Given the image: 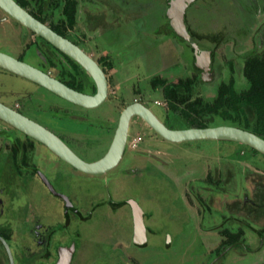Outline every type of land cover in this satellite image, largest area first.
I'll return each mask as SVG.
<instances>
[{
	"label": "rangeland",
	"instance_id": "rangeland-1",
	"mask_svg": "<svg viewBox=\"0 0 264 264\" xmlns=\"http://www.w3.org/2000/svg\"><path fill=\"white\" fill-rule=\"evenodd\" d=\"M76 2L73 27L62 23L60 8L52 10L47 23L63 27L95 59L104 58L111 78L108 99L97 108L86 109L4 70L0 96L7 86L16 95L25 90L32 91V95L20 97V101L1 97L0 100L15 109L22 103L20 110L25 116L52 130L55 128L68 146L88 162L107 153L123 108L132 101H144L170 127L189 128L184 120L168 112L163 89L154 88V78H162L163 85H179L178 92L182 94H187L183 86L192 80L190 100H213L220 84L232 79L238 91L249 87L244 55L254 48L253 35L257 31L264 47V0L190 3L186 10L188 29L200 44L219 45L213 71L202 81L195 76L190 45L171 29L167 14L176 0ZM4 15L0 9V51L18 57L19 48L12 44L20 27L14 31L10 22L1 20ZM29 39L32 41L31 36ZM39 54L31 46L22 59L41 66L34 60ZM54 58L53 67L58 70L65 67L62 75L69 72L71 77L77 75L84 85L83 91L91 92L89 77L76 64L71 65L61 56ZM57 107L60 111L55 110ZM37 109L44 110L43 121L36 116ZM64 110L73 115L65 114ZM140 119L135 117L131 121L129 144L121 163L106 174H84L53 154L48 155L41 146H35L31 162L42 169L54 188L66 194L79 211L69 210L70 222L64 220L65 202L53 195L39 176L34 177L30 172L23 178L13 175L9 181L0 177L1 188L6 186L8 192L17 193L14 203L2 196L6 208L12 207L6 213L15 218L13 208L17 207L20 218L32 219L28 223L23 221L25 224L17 229L18 234L21 232L18 243L9 240L14 264H52L55 254L50 260L39 261L48 251L55 253L59 245L73 243L77 251L72 264H264V239L261 241L254 231L245 228L240 239L243 245L222 251L228 237L216 230L217 227L237 231V224L230 220L235 214L223 207L224 202L244 196L249 187L246 174L264 172V155L231 141L171 143ZM6 146L8 150V143ZM22 165L28 171L23 162ZM211 175L217 178L216 186L204 182L211 180ZM21 186L22 190L17 189ZM129 200H136L144 211L148 234L145 246L134 243L133 215L125 203ZM253 226L259 228L257 224ZM218 253L221 254L217 256ZM7 257L0 242V264H9Z\"/></svg>",
	"mask_w": 264,
	"mask_h": 264
},
{
	"label": "water",
	"instance_id": "water-1",
	"mask_svg": "<svg viewBox=\"0 0 264 264\" xmlns=\"http://www.w3.org/2000/svg\"><path fill=\"white\" fill-rule=\"evenodd\" d=\"M194 1L176 0L167 14L175 33L187 41H190L191 35L187 29L185 15L189 4ZM0 8L25 28L45 39L52 46L82 66L94 80L97 91L94 95L78 92L41 70L3 52H0V68L31 80L57 96L83 108L94 109L106 101L108 96V80L105 72L94 59L76 44L56 33L46 23L35 18L15 0H0ZM193 47L197 53L198 45L193 43ZM205 54L206 65L202 66L199 62L201 55L197 56V64L200 68L207 71L209 69L210 55L208 52ZM133 117L141 118L154 132L172 143L178 144L199 140L231 141L246 145L264 155V139L251 131L227 125L206 128L171 129L162 123L150 108L136 102L128 105L122 111L107 153L96 161L86 162L53 132L0 102L1 120L42 143L57 157L78 171L89 175L106 174L119 165L127 147L130 124ZM43 180L54 192L49 181L45 177H43ZM56 195L61 196L66 201L68 207H72L70 200L66 196L57 193ZM129 203L132 207L134 243L145 245L147 242V228L144 220V211L136 200H131ZM0 240L7 249L11 264H14L9 245L3 238H0ZM73 253V245L68 250H61L56 264H70Z\"/></svg>",
	"mask_w": 264,
	"mask_h": 264
},
{
	"label": "trees",
	"instance_id": "trees-1",
	"mask_svg": "<svg viewBox=\"0 0 264 264\" xmlns=\"http://www.w3.org/2000/svg\"><path fill=\"white\" fill-rule=\"evenodd\" d=\"M15 1L43 23L47 24V19L51 15L52 10L56 8H60L63 24L67 22L68 27L71 28L76 22V0ZM49 27L65 36L63 27L60 25L50 24ZM171 29L173 30L172 27ZM173 32L175 33L174 30ZM175 35L179 37L176 33ZM42 40L46 45L59 51L43 38ZM65 57L70 59L68 56ZM70 60L80 67L75 61ZM244 70L249 80V87L246 90L238 91L232 79L228 83L220 84L213 100L203 98L190 100L192 96V80H189L183 86L187 94L178 92L179 85H174L173 87L170 85L162 86L163 96L169 108L168 112L174 113L184 120L189 125V128L233 125L251 131L264 139V52L258 53L254 51L248 53L245 56ZM161 85L159 78L153 79L154 88H158ZM251 149L260 153L253 148ZM247 181L249 184V191L247 190L248 192L245 193L247 200L238 198L228 203V208L235 214L230 217V220L236 223L238 228L237 231L219 229L222 234L228 237L221 247L222 251H225L228 247L233 248L243 245L240 239L245 228L254 231L260 237V240L264 238V174L248 171ZM208 182L215 184V186L218 184L217 178L213 176L206 183ZM252 223L260 225V229L254 228Z\"/></svg>",
	"mask_w": 264,
	"mask_h": 264
},
{
	"label": "flooded vegetation",
	"instance_id": "flooded-vegetation-1",
	"mask_svg": "<svg viewBox=\"0 0 264 264\" xmlns=\"http://www.w3.org/2000/svg\"><path fill=\"white\" fill-rule=\"evenodd\" d=\"M196 1V0H195ZM194 1V2H195ZM1 9V8H0ZM2 10V9H1ZM3 13L5 14L3 18H1V20L3 22H10L13 26L14 31L16 30V27H20V32L19 34H17V37H15V35L13 37H15V41L14 43L12 44L13 46L16 45L18 49V51L16 52L19 56L16 57L14 55H11L7 52H3V53H6L20 61H23L39 70H41L42 72L50 75L51 77L59 80L60 82L64 83L65 85H67L68 87L78 91V92H81V93H84V94H87V95H94L97 91V87H96V84L94 82V80L91 78V76L87 73V71L82 67H78V69L82 72V73H85L87 77H89L90 79V93H86L83 91V84L81 83V81L78 80V76H74V77H71L69 76L71 72L68 73L67 76H64V74L62 75V69L64 71H66L62 65L61 69L58 70L56 69L54 66V62H56L54 59V56L57 57V56H61L65 59H67L71 65L73 64V62L68 59L67 55H65L64 53H62L60 50L56 52V50H54V48L46 45L45 42H43L42 40V37L38 36L37 34H35L34 32H32L31 30L25 28L23 25L22 27H24V29H26V31L21 27V24L19 22H17L16 20H14L12 17H10L8 14H6L4 11ZM30 13V12H29ZM264 14V12H262ZM31 14V13H30ZM32 15V14H31ZM7 16V17H5ZM11 19H13L14 21L12 22ZM185 22H186V15H185ZM20 25H19V24ZM264 23V22H263ZM50 25L51 23H47V25ZM48 25V26H49ZM187 25V24H186ZM262 26V25H261ZM52 29V28H51ZM187 29H188V26H187ZM262 29V27H261ZM259 29V31L261 30ZM64 31V30H63ZM56 32V31H55ZM188 32L190 33L191 35V39L190 41H187L185 40L184 38L180 37V39L186 41L191 49H192V52H193V60H194V67H195V76L197 75L200 80L204 81V78L205 77H208L212 71H213V68H214V62H215V56H216V48L219 46V45H213V46H208L206 44H200L197 37L188 29ZM258 32V31H257ZM256 32V33H257ZM57 33V32H56ZM65 33V31H64ZM254 34L253 35V39L255 40V46L254 48L247 52L244 56H246L248 53H251V52H258V53H262L264 52V47H262L261 43L259 42V39L257 37H260L259 35L257 36V34ZM259 33V32H258ZM59 34V33H58ZM61 35V34H59ZM30 36L32 37V41L29 39ZM63 36V35H61ZM64 38H67L68 40H70L71 42H73L74 44H76L78 47H80L78 45V43L75 42V40H72L66 33H65V36H63ZM30 40V41H29ZM45 40V39H44ZM46 41V40H45ZM221 41V40H220ZM47 42V41H46ZM49 43V42H48ZM193 43L197 44L198 45V52L196 53L195 52V49L193 47ZM50 44V43H49ZM31 46H35L37 49H38V52L40 53L39 56L40 57H37L35 58L34 60L37 61V63L41 66H35V65H32L31 63L25 61L24 59H22V57H25V50H28ZM111 47V48H114L112 45H108V47ZM54 47V46H53ZM81 48V47H80ZM87 55H89L92 59H94L97 64L101 67V69L105 72L106 74V77H107V80H108V96H107V99L110 95V86H111V78H110V75L107 71V68H106V63L104 62V58H99V59H95L94 56L91 54V53H87L83 48H81ZM2 52V51H0ZM61 52V53H60ZM209 53L210 55V63H209V69L207 71H205L204 69L200 68L198 66V61H197V56H200L201 55V59L199 60V62L201 63L202 66H205L206 65V54L205 53ZM65 55V56H64ZM57 60V59H56ZM73 60V59H72ZM58 62H60L59 60H57ZM74 61V60H73ZM63 62V61H62ZM76 62V61H75ZM64 63V62H63ZM77 63V62H76ZM78 64V63H77ZM70 67V66H69ZM68 67V68H69ZM0 68V80H4V78H2V76L4 75V70L5 69H2ZM7 71V70H5ZM9 72V71H7ZM59 75H57L58 73ZM9 73H12V72H9ZM67 73V72H66ZM14 74V73H12ZM56 74V75H55ZM16 75V74H15ZM18 76V75H17ZM21 77V76H19ZM24 78V77H22ZM157 78V77H156ZM26 79V78H25ZM155 79V78H154ZM160 79V83L162 84V86H165L166 84L163 85V80L162 78H159ZM28 80V79H27ZM31 81V80H29ZM33 82V81H31ZM34 83V82H33ZM37 84V83H36ZM73 86H72V85ZM38 85V84H37ZM40 86V85H39ZM0 87H3V85L1 84ZM42 87V86H41ZM163 89V87H162ZM37 92V91H36ZM51 92V91H50ZM35 93V92H34ZM14 95V96H13ZM27 95H32V91H29V90H25L22 94L20 95H16V92H14V90H11L9 86L6 87V89L4 90L3 94L0 96L1 99L3 100H6V101H10V100H18L20 101V97H26ZM56 95V94H55ZM3 96H7L6 98L9 99H4ZM16 96V99H14V97ZM61 98V97H60ZM63 99V98H62ZM106 99V100H107ZM65 100V99H64ZM67 101V100H66ZM0 102L4 105H6L7 107L19 112L20 114L24 115L20 109H23V105L22 103L20 104H17L16 106V109L9 106L8 104L5 103V101H1ZM69 102V101H68ZM136 102H139V103H142L144 104L145 106H147L148 108H150L147 104L144 103V101L142 100H135V101H132L130 102L129 104L125 105V107L123 108V110L130 104H133V103H136ZM71 103V102H70ZM73 104V103H72ZM158 105V104H157ZM78 106V105H77ZM87 109V108H86ZM151 109V108H150ZM56 111H60V109L57 107L55 108ZM44 111V110H43ZM41 109H37L35 110V114L36 116L42 120L41 118V114L44 113ZM65 111V114H69V115H73L72 113H69L67 112V110H64ZM154 113V112H153ZM155 114V113H154ZM156 115V114H155ZM25 116V115H24ZM157 116V115H156ZM27 117V116H26ZM158 117V116H157ZM29 118V117H27ZM135 118V117H133ZM132 118V120H133ZM138 118V117H137ZM30 119V118H29ZM159 119V118H158ZM33 120V119H31ZM131 120V121H132ZM142 120V119H140ZM160 120V119H159ZM34 122L44 126L45 128H47L48 130H50L51 132H53L55 135H57L59 138H61L63 140V135L59 132H55L54 129H50L48 127H46L45 125L41 124L40 122L36 121V120H33ZM43 121V120H42ZM161 121V120H160ZM162 123H164L163 121H161ZM0 138L3 139V144L1 143V146H0V177H5L6 179H12L13 178V175L16 177V178H23L24 177V174H27V173H30L34 176V177H38L41 178V180L44 182L43 180V177H45L49 183L52 185L53 189H54V192H52V190L49 188V186L44 182V184L46 185V187L48 188V190L55 196L61 198L64 202H65V205H66V208H65V213H64V220H65V223L67 222H70V212L69 210L75 212V213H78V209L75 208V206H73L72 204V207H69L67 206V203L66 201L61 197V196H58L56 195L59 194V195H62V196H66L69 200L70 198L62 193V192H59L57 191L53 184L51 183V181L46 177L45 173L42 171V169L36 165V164H33L34 162H31V153L33 151V149L35 148L36 145L38 146H41L45 151H47L48 155H51L53 154L55 157H57L54 153H52L45 145H43L42 143L38 142L37 140H35L34 138L26 135L25 133L19 131L18 129L14 128L13 126L7 124L6 122H4L3 120L0 119ZM167 127L170 128V126H168L166 123H164ZM131 126V124H130ZM219 126H222V125H219ZM227 126H233V125H227ZM150 127V126H149ZM215 127V126H213ZM236 127V126H234ZM239 128V127H238ZM171 129H175V128H171ZM242 129V128H241ZM15 130H17L18 132H20L21 134H23L25 137H21L20 135H17L15 132ZM130 132V130H129ZM114 137V136H113ZM113 140V139H112ZM64 141V140H63ZM65 142V141H64ZM5 143L7 144L8 143V146H9V149L7 150V146L5 148ZM66 143V142H65ZM172 143V142H171ZM67 144V143H66ZM129 144V136H128V142H127V145ZM68 145V144H67ZM126 150H127V147H126ZM126 150H125V153H126ZM124 153V155H125ZM124 157V156H123ZM59 160H61L59 157H57ZM123 159V158H122ZM63 161V160H61ZM122 161V160H121ZM22 162L23 164L25 165V168L28 170H24V168L22 169ZM64 162V161H63ZM88 162V161H86ZM93 162V161H92ZM66 163V162H65ZM121 163V162H120ZM119 163V164H120ZM68 164V163H67ZM55 167V166H53ZM74 168V167H73ZM56 169V168H55ZM77 170V169H76ZM26 171V172H25ZM78 171V170H77ZM81 172V171H80ZM255 173H261V172H255ZM85 174V173H84ZM262 174H264V172H262ZM11 175V176H10ZM89 175V174H87ZM91 176H94V175H91ZM96 176V175H95ZM212 176V175H211ZM247 176V174H246ZM247 178V177H246ZM2 182V181H1ZM204 182L206 183V180H204ZM6 184V183H5ZM7 185V184H6ZM18 186V185H17ZM16 187V186H14ZM219 187V186H218ZM19 190H22V186L21 188H17ZM6 191V192H4ZM249 191V190H248ZM247 191V192H248ZM10 192V191H9ZM8 192V188L6 186H3L1 188V184H0V238H3L6 243L9 245V240L12 241V240H15L16 243H18L20 241V235H21V232L18 234V230H15V228H17V226H21L22 223H28V222H31L30 220H32L30 217L28 218L27 220H23L22 219V216L21 218L19 217V214H18V211L16 210V208H13V213H15V218H13L10 214L6 213L8 210L11 211L12 207L11 208H6L5 206V201H4V198L5 197L7 200L6 201H9L10 202H13L14 203V197H17V193L15 190H12L10 193ZM19 192V191H18ZM246 193V192H245ZM245 193H244V196L243 197H235V199H238V198H244L245 200H247V197L245 196ZM5 194V196H4ZM3 196V197H2ZM234 200V199H232ZM232 200H225L224 202V208H228V203L232 202ZM131 200H129L128 202H125L127 204H129L130 208H131V212H132V207L130 205V202ZM71 202V200H70ZM139 204V203H138ZM13 205V204H12ZM5 206V207H4ZM9 206V205H8ZM7 206V207H8ZM141 207V206H140ZM207 207V206H206ZM20 212V211H19ZM12 213V214H13ZM17 213V214H16ZM22 220V221H21ZM24 221V222H23ZM16 222H18V225H16ZM24 223V224H25ZM253 224H256V223H252ZM37 225V224H36ZM258 225V224H257ZM259 228H256V229H260V225H258ZM38 227V225H37ZM36 227V228H37ZM254 227V226H253ZM255 228V227H254ZM39 228L36 229V231H38ZM41 229V228H40ZM216 230L218 231L219 229L216 227ZM33 233H36V232H33ZM38 234V233H37ZM23 235V234H22ZM260 238V237H259ZM264 239V238H263ZM262 239V240H263ZM261 240V241H262ZM1 242V240H0ZM3 244V243H2ZM74 246V253L72 255V260H71V263L73 262L74 260V257H75V254H76V251H77V247H76V244L73 243L72 244ZM71 245V246H72ZM137 245V244H136ZM146 245V244H145ZM143 245V246H145ZM4 248L6 249L5 245L3 244ZM71 246H60L57 247V249H55V253H52L50 251H48L45 255L46 257L42 258L39 262L43 261V259H47V260H50L53 258L54 254H55V259L54 262L52 264H56L59 260V257H60V252L61 250H68L71 248ZM138 246H142V245H138ZM9 248H10V245H9ZM10 251H11V248H10ZM6 252H7V249H6ZM68 252V251H66ZM12 253V251H11ZM19 253V252H18ZM222 253V252H221ZM221 253L217 254L220 255ZM7 255H8V252H7ZM13 257V255H12ZM8 261H9V264H11L10 262V258H9V255H8ZM13 261H14V258H13ZM38 264H41V263H38Z\"/></svg>",
	"mask_w": 264,
	"mask_h": 264
},
{
	"label": "crops",
	"instance_id": "crops-1",
	"mask_svg": "<svg viewBox=\"0 0 264 264\" xmlns=\"http://www.w3.org/2000/svg\"><path fill=\"white\" fill-rule=\"evenodd\" d=\"M20 227L19 226H17V228H15V230H17V229H19ZM133 234V233H132ZM148 235V234H147ZM143 246V245H142Z\"/></svg>",
	"mask_w": 264,
	"mask_h": 264
}]
</instances>
